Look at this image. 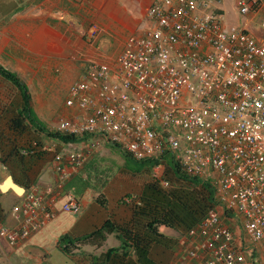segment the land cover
Here are the masks:
<instances>
[{
	"label": "built area",
	"instance_id": "1",
	"mask_svg": "<svg viewBox=\"0 0 264 264\" xmlns=\"http://www.w3.org/2000/svg\"><path fill=\"white\" fill-rule=\"evenodd\" d=\"M261 1L236 0L242 23L228 28L221 0H154L143 34L126 40L112 66L87 61L67 89L72 116L55 125L80 141L20 149L50 152L56 180L23 190L17 224L0 227V240L15 248L42 230L60 196V211L77 215L80 202L64 188L107 143L157 167L172 157L210 184L211 206L182 236L174 264H264V36L251 32L264 33ZM122 203L141 206L134 195Z\"/></svg>",
	"mask_w": 264,
	"mask_h": 264
},
{
	"label": "crops",
	"instance_id": "2",
	"mask_svg": "<svg viewBox=\"0 0 264 264\" xmlns=\"http://www.w3.org/2000/svg\"><path fill=\"white\" fill-rule=\"evenodd\" d=\"M153 1L1 0L0 66L15 73L23 81L26 72L33 71L37 75L36 81L41 85V81L47 78L46 73L52 70L55 73L64 72L67 77L76 78L74 80L76 81L83 67L73 62L75 56L86 62L101 61L103 60L100 57L101 51L111 48L114 41H117L119 49L110 62L112 66L123 50L126 40L130 36L143 34L148 24L146 11ZM258 13L256 21L264 15V0L261 1ZM93 28L96 34L90 42L88 34ZM251 32L257 38L264 36L257 26L252 25ZM56 79L57 76L50 77V84H57ZM0 81L6 87L11 84L1 76ZM25 84L28 87V84ZM8 96V93L4 95L0 93L1 106L8 102ZM46 103L50 101L46 99ZM2 115L3 109H0L1 119L4 117ZM6 147L3 148L0 140V188L8 176L23 190L32 185L42 187L54 183L56 174L53 170V159L49 167L46 163H42L32 171L30 164L24 163L27 169L25 165L20 167L15 155L17 151L15 150L14 154L13 147L9 150ZM97 154L91 161L96 160ZM24 169L28 170L27 179L23 176ZM112 184L109 188L104 187L102 193H93L78 173L67 183L64 192L73 194L80 202V212L77 215L61 212L60 206L64 198L60 196L55 204L53 219L42 230L34 233L15 248H10L0 240V264H56L57 261L59 264L176 263L177 254L181 251L180 243L178 246H173L172 259H170V243L171 239L177 238V231L165 226L158 228V232L164 235L163 238L147 243L148 254L142 263L132 251H129L125 258L123 257L121 237L115 231L105 234L104 240L87 238L106 221L121 227L130 219L120 203L123 192H117V185ZM141 194L143 191H140L139 196H142ZM20 196L11 189L6 191L0 189V227H12L17 224L12 209L19 204ZM98 196L102 198L99 199ZM141 221L144 223V218ZM65 236L69 253L61 249L60 238ZM111 248H115V251L106 255L107 250Z\"/></svg>",
	"mask_w": 264,
	"mask_h": 264
},
{
	"label": "rangeland",
	"instance_id": "3",
	"mask_svg": "<svg viewBox=\"0 0 264 264\" xmlns=\"http://www.w3.org/2000/svg\"><path fill=\"white\" fill-rule=\"evenodd\" d=\"M219 7L223 10L225 24L228 28L242 23V17L238 15L237 12L236 0H221ZM118 49L119 45L117 41H114L111 48L101 51L102 55L100 57L104 60L101 61L110 64L111 60L114 58L113 55L116 54ZM73 62L83 67L86 61L81 58L77 59L75 56ZM63 73L64 72L55 73L53 70L48 71L46 73V80L41 81L42 85L36 81L37 75H35L36 73L33 71H27L24 75V81L28 84V91L31 96V107L34 111V115L40 125L48 132H55V125L59 119L70 118L72 116L71 112L65 108L64 101L68 87L76 78L67 77V75ZM52 76H57V84H50L49 79ZM3 85L4 84L0 81V93H3V95L8 93L9 95L8 102L2 106L0 104V109H3L4 115L2 119L0 117V132L2 134L0 140L2 141L3 148L7 146L9 150L10 147H13L12 153L15 154V150H20L22 147L29 146L32 143H37L42 146L44 143L51 144V142L53 143L54 141L59 150L61 148L59 141L51 139L34 126H31L22 117H18V112L21 108L19 92L12 84H9V87ZM4 97L6 98V96ZM46 99H48L50 103H46ZM15 124H17V126H15ZM98 152V154L96 153L98 155L96 160L90 161V164H88L83 171H80L79 175L93 193H102L104 187L109 188L113 185L112 183L117 185L116 191L123 192V197L120 199V203L123 205V211L124 213L127 212L130 217L129 221L124 225L128 224L129 227L126 226L130 229L133 228L137 231V228L131 224L134 208L131 205L123 204L122 200L129 195L139 196L140 191L144 192L147 186H155L157 184L155 190H157V193L164 194L163 196L167 195L166 193H168L170 197L171 195H180L182 203L184 202L186 206L191 208H198L196 206L197 204H194V201H201V199L206 196L207 191L200 185L183 183L176 180L171 170L167 167L166 161H162L158 167L157 165L151 167L148 162H137L129 156H125L121 149L112 147L107 143H103ZM15 155L18 158L17 160L19 161L18 164L20 163V167L25 165L24 163L27 165L30 164L33 169L32 171H35L37 165L41 166L42 163H46L49 167L53 159L50 152H40L31 157L20 156L18 152H16ZM3 157H5L4 154ZM27 165H25L26 169ZM27 171L28 170L25 169L23 171L25 179L29 177L27 176ZM157 176L166 180L169 186L167 188H162L156 181ZM98 198L100 199L102 196H98ZM154 211L157 212V208L153 210V213ZM200 213L201 212H199V214ZM172 221H174V219ZM177 227L180 233L177 232V238L171 239L170 259L173 257V246H178V240L182 238V233L186 229L182 224L177 225ZM138 230L140 233H143L141 228H138ZM130 251L132 250L130 249ZM56 264H59V262L57 261Z\"/></svg>",
	"mask_w": 264,
	"mask_h": 264
},
{
	"label": "trees",
	"instance_id": "4",
	"mask_svg": "<svg viewBox=\"0 0 264 264\" xmlns=\"http://www.w3.org/2000/svg\"><path fill=\"white\" fill-rule=\"evenodd\" d=\"M0 76L3 79L9 81L19 92L21 108L18 112V117H22L31 126H34L46 136L61 143H74L80 141V138L76 136L46 131V129L40 125L34 115V111L31 107V96L25 82L21 80L15 73L8 71L1 66ZM15 126H17V124H15ZM111 146L118 148L116 145ZM16 151L19 152L20 150ZM124 155L128 156L126 153H124ZM163 158L165 159L167 167L171 170L176 180L183 183L200 185L205 191H207L206 196L203 197L201 201H194V204L196 203L198 208L186 206L184 202L182 203L180 195L178 196L176 194L171 195L170 197L168 196V193H166L167 195L165 196H163L164 194L157 193V190H155V186L157 184L155 186H147L142 196H138L141 201V206H133L134 214L131 224L137 228V231L133 228H128V224H126L128 227L126 225L119 227L106 221L101 228L92 232L87 238H99L104 240L105 234L115 231L121 237V247H123L120 248L124 250L123 257L125 258L131 249L134 251L133 253L136 254L137 260L139 262L141 261L142 263L148 254L146 246L147 243L159 241L160 238L164 237V235L158 232V228L160 226L174 229L180 233L177 225L182 224L186 228L182 233V235H184L190 227L195 225L204 216L205 212L211 206L213 201V191L210 184L205 180L183 173L178 163L174 161L172 157L165 156ZM143 162H148L151 167L157 165V161L154 160H147ZM156 208L157 212L154 211L153 213V210ZM199 212L201 213L199 214ZM142 218H144V223L141 221ZM173 219L174 221H172ZM138 228H141L143 233H140ZM60 243L62 246L61 249L65 253H69V245H67L66 236L60 238ZM112 251H115V248L107 250L106 255H109Z\"/></svg>",
	"mask_w": 264,
	"mask_h": 264
},
{
	"label": "water",
	"instance_id": "5",
	"mask_svg": "<svg viewBox=\"0 0 264 264\" xmlns=\"http://www.w3.org/2000/svg\"><path fill=\"white\" fill-rule=\"evenodd\" d=\"M2 191H6L7 189H11L12 191H14L16 194L18 195H22L23 193V188H21L20 186L14 184L11 180V177L8 176L6 177L4 183L2 184L1 188Z\"/></svg>",
	"mask_w": 264,
	"mask_h": 264
}]
</instances>
